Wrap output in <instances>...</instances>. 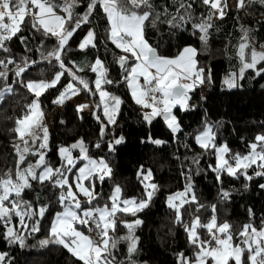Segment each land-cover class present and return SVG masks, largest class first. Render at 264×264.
<instances>
[{"label": "snow or ice", "instance_id": "6c2138e0", "mask_svg": "<svg viewBox=\"0 0 264 264\" xmlns=\"http://www.w3.org/2000/svg\"><path fill=\"white\" fill-rule=\"evenodd\" d=\"M171 3L174 12L167 6L158 11L153 0H0V100L14 92L15 84L32 97L10 129L14 134L12 166L0 169V237L10 245L25 247L28 236L39 233L48 220L47 235L38 241L40 247L59 246L80 264H138L136 229L143 221L124 217H136L159 191V186L152 182V170L141 166L136 173L143 196L126 197L119 184H114L108 193L103 192L102 185L112 179L113 169L107 157L90 154L83 138L58 145V161L53 162L41 99L50 90H56L58 95L51 103L61 106L82 92L98 95V100L77 104L76 112L90 111L99 126L93 147L101 149L106 142L111 153L124 142L123 136L108 138L118 123L124 100L106 86L118 85L126 88L145 123L151 125L159 118L173 140L179 141L180 134H184L201 150L195 153L187 141L184 143L194 153L185 157L190 160L189 165L182 164V168L189 167V172L181 171L185 179L183 188L166 198L168 208L174 212L173 223L183 228L187 241V249L174 253V264H264V217L257 224L255 213L249 208L248 219L242 224L221 221L218 205L201 203L196 196L191 172L192 165L196 166V175L204 171L199 165L202 156L207 155L214 159L207 170L215 174L218 184H223L225 175L234 179L243 176L246 181L264 177V132L248 141L244 152H233L226 142H219V121L205 119L194 132L186 133L176 112L195 107L191 103L192 93L211 82V73L200 66L201 49L188 45L177 49L174 55H163L146 34L149 26L156 27L158 23L174 29L190 27L206 50L210 29L216 27L214 20H223L233 10L241 13L257 3L264 5V0ZM194 3L203 8L199 14L193 11ZM81 6L83 11H78ZM97 12L105 21L104 47L112 53V63L120 70L118 79L111 78L108 62L99 56L81 64L66 58L71 50L70 41L80 32L84 35L76 46L79 51L99 50L96 30L87 27ZM25 29L44 38L35 49L36 59L28 55L17 59L11 47L18 39L25 52H33L27 46L28 37L20 35ZM241 32L234 55L238 67L222 80L228 90L241 87L239 81L249 71L254 73L253 79L264 75V44L257 48L250 29L243 25ZM49 39L54 40L51 47L45 44ZM42 64L52 69L51 74L46 75V70L41 69L39 78H31L30 71ZM87 72L94 74V79L80 75ZM144 142L156 146L166 143L151 135ZM37 185L40 191L36 190ZM244 187L247 189L248 184ZM259 187L264 189V184ZM44 189L53 194L47 200H42ZM29 192L36 193L34 198H26ZM231 195L223 187L218 190L220 203L228 202ZM53 199L58 205L55 211ZM209 210L210 215L204 216ZM121 227L126 229L124 234H119ZM121 245H125L123 251ZM7 258V252H0V264H7Z\"/></svg>", "mask_w": 264, "mask_h": 264}, {"label": "trees", "instance_id": "16d2710c", "mask_svg": "<svg viewBox=\"0 0 264 264\" xmlns=\"http://www.w3.org/2000/svg\"><path fill=\"white\" fill-rule=\"evenodd\" d=\"M158 11L167 6L174 12V6L171 0H153ZM201 5L193 4V11L199 14ZM78 11H83L81 6ZM102 14L97 12L96 18L87 27L94 28L98 35L99 50L89 48L86 51H79L77 44L84 35L80 32L75 36L71 44V50L67 57L78 64L92 61L99 56L108 62L110 75L113 79H118L119 68L112 63L113 55L106 52L104 47V29L105 21L101 18ZM216 27L210 29L208 37V46L204 50L198 35H194L190 27L184 29H174L167 24L158 23L156 27L147 28V39L157 47L163 55H174L177 49L191 45L201 49L198 56L200 66L209 70L211 73V82L205 85L208 91L202 95L199 88L192 93V105L195 107L186 112L177 110L176 115L182 123L186 133L194 132L198 129L205 119L213 122L219 121L222 127L219 128V142H226L233 152H244L245 145L257 133L264 132V75L253 77L254 73H246L245 79L240 80L241 87L231 90L222 85V80L229 71H234L238 65L234 59L235 49L240 42L241 25L250 29L252 43L259 48L264 44V5L259 3L247 9L245 12L234 13L232 17L223 20L214 21ZM20 35L28 37L27 46L33 49V52H25V47L18 39H14L11 47L16 54L17 59L28 55L33 59L38 58L35 49L44 38L38 33L25 29ZM54 40H45V44L52 46ZM109 48H114L108 45ZM117 53L119 50H115ZM45 69L46 75H50L52 69L47 64L35 66L29 73L31 78H39L40 70ZM87 79H94V74L80 73ZM11 79L9 83H11ZM64 83H67L65 80ZM58 87H60L58 85ZM114 94L121 96L124 103L121 105V113L117 117L118 123L109 133V139L112 136H123L124 142L115 146V150L108 152L105 144L101 149L93 147L97 138L98 130L95 133L78 137V133L83 127V121L76 112V106L66 101L61 105L64 114V121L60 128L50 129V144L52 152L49 153L53 162L58 161L56 148L61 144H70L76 139L83 138L88 143L90 154L94 157L105 156L113 169L112 179L106 180L102 185L104 193H108L114 184H119L126 197H142L143 188L137 179V171L143 166L145 169H151L153 172L152 182L159 186V191L150 201L148 207L138 212L136 217H124L132 220L139 218L143 223L136 229V235L139 237L138 252L136 259L138 264H174V253L187 249L186 236L183 228L173 223L174 212L166 205L168 194L181 190L185 179L181 176V171L189 172L190 160L185 157H191L194 153L189 148L184 147L187 141L195 153H201L194 142L184 134H180L179 141L173 140L171 132L166 129L163 121L157 119L151 125H147L141 116V110L131 101L127 95L126 88L123 86H106ZM14 92L5 94L4 99L0 100V169L11 167L13 156V134L10 131L14 119L21 115L24 105L32 98L26 89L18 84L13 85ZM58 95L56 90H50L41 98L43 101L46 117L44 123L52 117L57 105H53L51 100ZM86 100H97L87 93L80 94ZM203 97V99H201ZM59 127V126H58ZM98 129V128H97ZM151 135L154 139L166 141L165 144L156 146L151 143H142ZM78 154V153H77ZM213 163L214 159L203 155L199 167L201 171L196 175V166H191L195 194L201 203L217 204L218 216L221 221L227 219L233 224H242L248 219V209L251 208L256 216V223L259 224L261 217H264V189L259 187L264 184V177H255L251 181H246L243 176L234 179L225 175L223 184H218L215 180V174L207 170L208 164ZM252 174V170H249ZM248 184L247 189L244 185ZM223 187L232 193L228 202L220 203L218 200V190ZM40 191V186H36ZM100 190V186H98ZM35 192L26 194V198L32 199ZM52 191L44 189L42 200L52 197ZM103 203V201H101ZM58 208L53 199V211ZM204 216L210 215L209 212L203 213ZM51 217L49 216V220ZM49 221H44L42 230L35 236H28L25 240L26 246L21 248L18 244L10 245L0 237V252H7V264H80L63 248L56 245L40 247L38 241L47 235ZM126 229L120 228L119 234H124ZM125 245H121V250Z\"/></svg>", "mask_w": 264, "mask_h": 264}, {"label": "rangeland", "instance_id": "374dc122", "mask_svg": "<svg viewBox=\"0 0 264 264\" xmlns=\"http://www.w3.org/2000/svg\"><path fill=\"white\" fill-rule=\"evenodd\" d=\"M202 11H203V8L201 9V12ZM234 13H235V11L233 10L225 18L232 17L234 15ZM214 21H219V20H214ZM199 89H200L202 95H205L206 92L208 91V88L205 84L200 86ZM98 99H99V97L97 95V100ZM68 101L73 103L75 106L77 104H80V103H91L92 102V100L84 99L81 95L74 96ZM79 115L82 118L83 127L80 130V132L78 133V135H77L78 137H83L84 135L95 133V131L98 130L97 128L99 126H98L97 122L95 121V119L90 114L89 110L86 109L83 113H80ZM63 121H64V114L62 112L61 106H58V108L53 113L52 117L46 121V125H47L49 130L53 129V128H60V126H62ZM13 126H14V121L12 122L11 127H13ZM149 204H150V202H149ZM166 205H167V203H166Z\"/></svg>", "mask_w": 264, "mask_h": 264}, {"label": "water", "instance_id": "95a60500", "mask_svg": "<svg viewBox=\"0 0 264 264\" xmlns=\"http://www.w3.org/2000/svg\"><path fill=\"white\" fill-rule=\"evenodd\" d=\"M147 124V123H146ZM148 125V124H147Z\"/></svg>", "mask_w": 264, "mask_h": 264}]
</instances>
